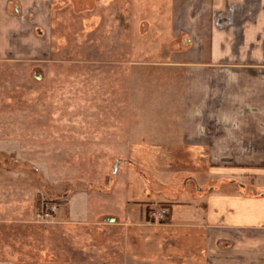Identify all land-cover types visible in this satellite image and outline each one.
Masks as SVG:
<instances>
[{
  "label": "crops",
  "instance_id": "crops-1",
  "mask_svg": "<svg viewBox=\"0 0 264 264\" xmlns=\"http://www.w3.org/2000/svg\"><path fill=\"white\" fill-rule=\"evenodd\" d=\"M53 8L54 0H0L1 71L48 62ZM185 11L187 46L175 54L188 75L185 149H138L151 178L127 171L109 190L68 196L51 256L34 205L41 190L17 162H0V264H264V0H186ZM1 120L0 155L44 172L47 155L33 162L36 149H10ZM177 173L189 177L179 183ZM157 204L162 224L151 218Z\"/></svg>",
  "mask_w": 264,
  "mask_h": 264
},
{
  "label": "rangeland",
  "instance_id": "rangeland-1",
  "mask_svg": "<svg viewBox=\"0 0 264 264\" xmlns=\"http://www.w3.org/2000/svg\"><path fill=\"white\" fill-rule=\"evenodd\" d=\"M185 9L186 0H54L48 62L28 72L19 64L16 72L0 70L1 135L10 149H36L33 162L43 152L47 169L6 154L0 162H17L41 190L34 205L49 231L50 256L63 241L56 226L68 196L109 190L127 171L151 178L137 165L138 149H160L164 157L185 149L188 75L184 56H175L187 46ZM117 163L125 166L115 174ZM178 173L179 183L189 177Z\"/></svg>",
  "mask_w": 264,
  "mask_h": 264
},
{
  "label": "built area",
  "instance_id": "built-area-1",
  "mask_svg": "<svg viewBox=\"0 0 264 264\" xmlns=\"http://www.w3.org/2000/svg\"><path fill=\"white\" fill-rule=\"evenodd\" d=\"M48 214H46L47 216ZM167 215V212L165 209H160L159 211H155L151 214V218L153 219L154 222H161L163 220H165Z\"/></svg>",
  "mask_w": 264,
  "mask_h": 264
}]
</instances>
